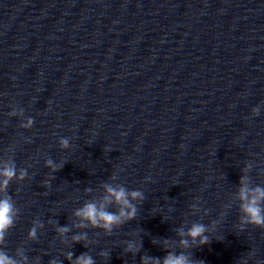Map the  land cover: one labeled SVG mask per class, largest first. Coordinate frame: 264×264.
Listing matches in <instances>:
<instances>
[{
    "label": "clouds",
    "instance_id": "1",
    "mask_svg": "<svg viewBox=\"0 0 264 264\" xmlns=\"http://www.w3.org/2000/svg\"><path fill=\"white\" fill-rule=\"evenodd\" d=\"M20 112L22 114L23 110L21 109ZM252 112L253 115L258 116L259 106L254 107ZM8 114L14 116L17 114V110L13 109ZM33 124L34 120L29 118L27 123L23 126L31 127ZM59 146L61 149H68L70 147L69 138H60ZM45 166L49 168L52 173H55L62 168L64 164L54 162L53 159L49 158L45 161ZM27 175L28 172L26 169H20L19 176L17 177L15 163L5 164L3 167H0V191L7 192L8 185L13 179L18 178L23 180ZM244 180L245 178L242 177V185L244 184ZM44 186L49 187V181H45ZM105 187L107 195L103 198L104 202L99 204L97 202H86L82 207L78 208L74 212V216L79 219V223L73 227L100 229L105 235L110 236L115 229H118L123 224L136 218L138 208L132 201L137 200L142 202L145 199L144 193L139 190H132L129 192L123 186L113 187L111 185H106ZM239 198L241 200L240 211L242 212V216L238 229L243 231L245 225L264 229V188L257 186L250 189L247 186H242ZM112 204L118 206L116 211L109 210L108 206ZM13 209L14 205L10 195H5L3 198H0V241L3 240L6 230L13 225ZM50 222L53 223V221ZM37 223L39 227H43L42 223ZM71 231L72 228L68 225L59 226L56 224L55 232L60 237H65ZM207 232V226L202 223H193L186 233L183 228L177 229L178 235L182 237L179 244L184 248L200 247L208 244L210 243V238L206 235ZM29 236L33 239H37L36 227L30 229ZM189 239H191L192 244H189ZM71 240L72 244L83 243L85 248L91 243L88 239L87 232H76L72 235ZM153 243H156V241H153ZM125 244L126 247L123 249L125 253H132L135 255L140 251L141 244L136 241L129 240L126 241ZM99 255L103 258H108L110 254L107 251H101ZM248 255L250 258L252 253ZM65 258L69 261V264H96L94 258L87 252L73 259V252L70 251L65 254ZM27 259L26 256V262ZM0 264H16V261L0 253ZM49 264H58V262L52 260ZM141 264H203V261L194 259L192 254L188 252L181 251L177 254L168 251L162 261L158 257L144 255L141 257ZM239 264H247V260L242 259L239 261Z\"/></svg>",
    "mask_w": 264,
    "mask_h": 264
}]
</instances>
